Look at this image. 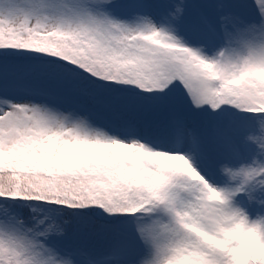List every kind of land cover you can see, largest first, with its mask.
<instances>
[{
    "label": "snow or ice",
    "instance_id": "snow-or-ice-1",
    "mask_svg": "<svg viewBox=\"0 0 264 264\" xmlns=\"http://www.w3.org/2000/svg\"><path fill=\"white\" fill-rule=\"evenodd\" d=\"M0 264H264V0H0Z\"/></svg>",
    "mask_w": 264,
    "mask_h": 264
},
{
    "label": "trees",
    "instance_id": "trees-1",
    "mask_svg": "<svg viewBox=\"0 0 264 264\" xmlns=\"http://www.w3.org/2000/svg\"><path fill=\"white\" fill-rule=\"evenodd\" d=\"M255 133H256V134H259V129H258V128L255 129Z\"/></svg>",
    "mask_w": 264,
    "mask_h": 264
},
{
    "label": "rangeland",
    "instance_id": "rangeland-1",
    "mask_svg": "<svg viewBox=\"0 0 264 264\" xmlns=\"http://www.w3.org/2000/svg\"><path fill=\"white\" fill-rule=\"evenodd\" d=\"M217 180H221L222 178L221 177H216Z\"/></svg>",
    "mask_w": 264,
    "mask_h": 264
}]
</instances>
